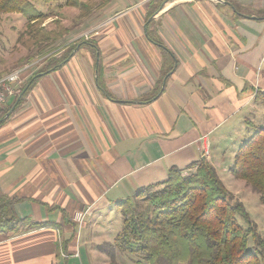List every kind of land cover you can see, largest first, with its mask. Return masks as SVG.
Instances as JSON below:
<instances>
[{"label":"crops","instance_id":"crops-1","mask_svg":"<svg viewBox=\"0 0 264 264\" xmlns=\"http://www.w3.org/2000/svg\"><path fill=\"white\" fill-rule=\"evenodd\" d=\"M93 1L80 47L0 108V193L43 224L0 233V264H67L76 230L112 241L117 203L201 158L219 176L262 122L264 0Z\"/></svg>","mask_w":264,"mask_h":264},{"label":"trees","instance_id":"trees-1","mask_svg":"<svg viewBox=\"0 0 264 264\" xmlns=\"http://www.w3.org/2000/svg\"><path fill=\"white\" fill-rule=\"evenodd\" d=\"M35 1L52 8L59 0H0V14L21 15L26 20L28 37L38 50L55 39L50 37L56 32L42 28L47 15ZM64 5L78 9V20L88 18L97 7L93 0H64ZM80 45L81 41L71 45L40 73L56 69ZM36 76L28 80L30 87ZM256 100L262 107V122L254 124L247 120L252 132L235 151L229 170L250 185L264 204V93L258 92ZM223 184L205 158L183 169L170 168L163 182L140 187L132 198L116 204L122 216L121 228L112 242L102 243L99 249L112 264L115 249L140 256L147 264L264 263V238L249 222L242 202ZM13 203L0 193V233H17L43 225L18 217ZM238 216L248 222L247 227L239 224Z\"/></svg>","mask_w":264,"mask_h":264},{"label":"rangeland","instance_id":"rangeland-1","mask_svg":"<svg viewBox=\"0 0 264 264\" xmlns=\"http://www.w3.org/2000/svg\"><path fill=\"white\" fill-rule=\"evenodd\" d=\"M37 2L35 1V4L40 6V9L47 15L42 21L41 26L46 31L54 30L56 34L54 36L51 35L50 38L55 37V39H52L48 45H42L41 49L37 50L32 44L33 41L28 37L26 20L21 15L17 13L0 14V74L18 69L24 64H28L29 66L31 64L28 68L29 71L33 67H36L35 70L38 69L37 71H39L51 60L63 56L69 49L70 46L68 44L70 41H68L67 35L72 25H77V21L82 20L76 19L78 9L64 5V0H59L52 8L39 1ZM64 6L66 7L62 9ZM74 8L77 10L75 15ZM67 19H71V23L68 25L66 24ZM66 28L69 30L68 32ZM25 83H27V80L23 81L18 95L25 87ZM5 110H1L0 116L3 115ZM255 118L257 119V116ZM225 156L227 158L223 157V161L228 160L229 153L225 154ZM218 171L224 183L223 185L234 195L236 200L242 202L245 210H247L249 222L254 225L260 236L264 238V204L259 200L260 196L258 193L250 185L246 184L244 180L236 178L225 166L218 167ZM111 218L115 220L116 226L119 221L118 228H116L119 231L122 225V216L119 210L114 209ZM237 220L243 227L248 226V222L242 216H238ZM76 231L78 235L75 237L76 241L74 240L73 242H76V248L80 251V258L70 256L67 259V264H112L109 257L106 256L107 254L102 252L98 247L102 243L105 244L112 241L106 242L105 238H102L103 242L92 244L91 238L84 239L83 230ZM117 232L111 235H115ZM106 235L109 237V234ZM84 247L86 248L84 249ZM85 252L86 255L84 256ZM115 255L113 264H147L140 256L118 249H115ZM178 264L186 263L180 262Z\"/></svg>","mask_w":264,"mask_h":264},{"label":"built area","instance_id":"built-area-1","mask_svg":"<svg viewBox=\"0 0 264 264\" xmlns=\"http://www.w3.org/2000/svg\"><path fill=\"white\" fill-rule=\"evenodd\" d=\"M30 66L24 64L18 69L0 74V108H2L10 98H15L18 95L19 89L23 85L25 73L29 71L28 68ZM85 212L86 210L82 209L75 211L73 220L81 225Z\"/></svg>","mask_w":264,"mask_h":264},{"label":"water","instance_id":"water-1","mask_svg":"<svg viewBox=\"0 0 264 264\" xmlns=\"http://www.w3.org/2000/svg\"><path fill=\"white\" fill-rule=\"evenodd\" d=\"M28 87H29V83L26 84V86L23 88V90L21 91V93L18 95L17 100L20 99V98L23 96L24 92L26 91V89H27ZM10 111H11V110H10ZM10 111L8 112V114L10 113Z\"/></svg>","mask_w":264,"mask_h":264}]
</instances>
